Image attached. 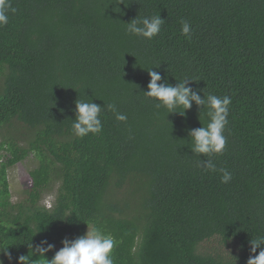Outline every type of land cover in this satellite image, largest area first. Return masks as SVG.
Segmentation results:
<instances>
[{
	"label": "trees",
	"instance_id": "16d2710c",
	"mask_svg": "<svg viewBox=\"0 0 264 264\" xmlns=\"http://www.w3.org/2000/svg\"><path fill=\"white\" fill-rule=\"evenodd\" d=\"M123 2L12 0L0 27V250L12 259L0 260L18 264L45 239L51 259L95 225L118 241L115 264H246L264 235V0ZM137 15H160V33L126 34ZM152 66L173 85L196 79L202 97H231L226 146L212 157L229 183L187 145L207 122L195 103L167 115L144 96ZM76 99L105 104L99 134L73 135ZM26 160L14 200L9 169Z\"/></svg>",
	"mask_w": 264,
	"mask_h": 264
},
{
	"label": "clouds",
	"instance_id": "9594fccd",
	"mask_svg": "<svg viewBox=\"0 0 264 264\" xmlns=\"http://www.w3.org/2000/svg\"><path fill=\"white\" fill-rule=\"evenodd\" d=\"M121 3H124L123 0H115L116 5ZM16 11L17 9L12 5V0H0V27L9 22V13ZM164 23L165 19L160 15H137L125 23V33L152 40L160 33ZM181 34L188 39L192 37V26L189 21L184 19L181 20ZM158 67L146 68L150 80L147 84L148 90L143 91L144 96L155 100L157 108L166 109L167 115L179 113L184 116L187 110L192 108L193 102L195 103L199 109L200 121L203 117L207 122L206 124L201 122V127L188 130V138L191 139V144L187 145L194 154L207 157V159H201L197 163V167L208 172H219L221 183H229L232 180V173L226 168L218 169L212 157L222 154L226 146L227 137L224 133L229 124L231 97L211 93H204L202 97L199 92L203 90H196L191 86L190 82L197 81L196 79L185 76L179 80L176 79L177 82L173 85L158 71L153 70ZM106 107L115 114L116 120L127 121V115L117 111L115 104L109 103ZM104 108L105 104L101 106L93 102L92 99H76L75 119H72L71 124L73 135L83 138L89 133L99 134L103 128L100 117ZM45 203L51 207L50 203ZM69 214L63 220H66ZM61 243L63 246L55 251L51 259H48L45 254L55 248L54 244L49 243L46 239L34 247L30 243L27 246L32 248L33 255L18 256V264H115L113 249L117 246L118 241L110 233L95 225L88 226L83 235L72 239L65 237ZM248 243L250 244V255L246 264H264V235L251 238ZM7 249L8 247L0 250V252H3L11 260V254ZM0 264H4L3 260H0Z\"/></svg>",
	"mask_w": 264,
	"mask_h": 264
},
{
	"label": "rangeland",
	"instance_id": "374dc122",
	"mask_svg": "<svg viewBox=\"0 0 264 264\" xmlns=\"http://www.w3.org/2000/svg\"><path fill=\"white\" fill-rule=\"evenodd\" d=\"M29 161L19 162L17 165L9 169V178L11 182L12 199L16 200L19 196V190L24 182L29 181ZM52 194L46 196L45 202L51 203Z\"/></svg>",
	"mask_w": 264,
	"mask_h": 264
}]
</instances>
